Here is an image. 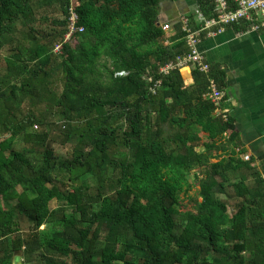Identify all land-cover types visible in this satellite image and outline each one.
<instances>
[{
	"label": "trees",
	"instance_id": "1",
	"mask_svg": "<svg viewBox=\"0 0 264 264\" xmlns=\"http://www.w3.org/2000/svg\"><path fill=\"white\" fill-rule=\"evenodd\" d=\"M163 3L0 0V264H264V179L220 158L241 145L204 96L224 72H161L190 51L181 21L159 25ZM72 9L83 30L65 40Z\"/></svg>",
	"mask_w": 264,
	"mask_h": 264
},
{
	"label": "crops",
	"instance_id": "2",
	"mask_svg": "<svg viewBox=\"0 0 264 264\" xmlns=\"http://www.w3.org/2000/svg\"><path fill=\"white\" fill-rule=\"evenodd\" d=\"M195 8L196 0H164L160 24L173 25ZM237 24L242 25V22ZM199 48L210 65L224 72V88L230 106L228 115L235 124L241 145L238 147L241 154L236 148H230L220 158L236 157L257 170L264 179V27L242 31L237 26L227 25L215 35L204 34ZM183 71L191 83L190 69ZM246 154L250 156L248 160L243 158ZM243 172L250 173L247 169ZM14 264H19L17 256Z\"/></svg>",
	"mask_w": 264,
	"mask_h": 264
},
{
	"label": "built area",
	"instance_id": "3",
	"mask_svg": "<svg viewBox=\"0 0 264 264\" xmlns=\"http://www.w3.org/2000/svg\"><path fill=\"white\" fill-rule=\"evenodd\" d=\"M235 5L232 7L230 0H213L215 6V16L208 17L204 12L196 6L193 9L195 18L199 23L200 27L194 29L190 23L191 18L187 14H183L180 18L182 22V28L187 33L186 41L189 47V52L185 55L177 57L176 60L170 61L161 67V72L164 74L170 73L173 69L179 68L184 69H197L204 73H209L211 66L207 61L204 53L200 50L199 44L202 40L203 34L215 35L224 31L225 26L237 24L243 21L251 22L248 30H258L260 27H264V0H232ZM69 31L66 34L65 40H68L73 33L82 31L83 27L77 26L78 15L74 9L71 11L69 18ZM162 28L165 32L170 34L173 33L172 25L168 22L162 24ZM171 31V32H170ZM170 32V33H169ZM168 43V41H166ZM61 49V44L56 45L55 51ZM119 74H124L120 72ZM151 81L152 78H149ZM161 85V81L156 82V85L151 87V90L156 92V88ZM157 86V87H156ZM204 96L216 103L217 107L215 115H221L225 120L228 119L229 97L225 89H221L217 84L216 80L211 78L209 89ZM236 152L241 154L240 148H236ZM249 155H243V158L248 160Z\"/></svg>",
	"mask_w": 264,
	"mask_h": 264
},
{
	"label": "rangeland",
	"instance_id": "4",
	"mask_svg": "<svg viewBox=\"0 0 264 264\" xmlns=\"http://www.w3.org/2000/svg\"><path fill=\"white\" fill-rule=\"evenodd\" d=\"M43 22V21H42ZM45 25H48L47 24V21L44 22V26ZM76 44V41H73V45L75 46ZM7 51L6 50H3L0 52V65L1 67H4L5 66V60H4V57L5 55H7ZM26 111V107L25 105L22 106V113H25ZM3 136H0V139H2ZM17 146H20V143L17 144ZM51 146L56 150V151H60L61 154H65V153H70L72 151V148H73V144H68L66 146H59L55 143H51ZM197 170V169H196ZM196 170H193L196 171ZM91 182V181H90ZM93 183V182H91ZM190 183H191V188L189 189V191L187 192H181L180 196H181V201H182V206L183 208H193V205L194 203L191 202V198L192 197H198V191H199V186L196 182V180L194 179V176L191 175L190 176ZM230 190V189H229ZM231 192V190H230ZM57 205V201H53L52 203V206H56ZM235 209L234 205H231L230 208H229V212H233ZM21 223H22V230H26L28 229L27 227V224H26V221L22 218L21 219ZM44 226H42L41 228H43ZM25 232V231H24ZM17 260L20 264V262L22 264H40L39 261L37 260V256L34 254V255H31V256H25L22 254V253H19L17 255Z\"/></svg>",
	"mask_w": 264,
	"mask_h": 264
},
{
	"label": "water",
	"instance_id": "5",
	"mask_svg": "<svg viewBox=\"0 0 264 264\" xmlns=\"http://www.w3.org/2000/svg\"><path fill=\"white\" fill-rule=\"evenodd\" d=\"M159 25H160V23H159Z\"/></svg>",
	"mask_w": 264,
	"mask_h": 264
}]
</instances>
